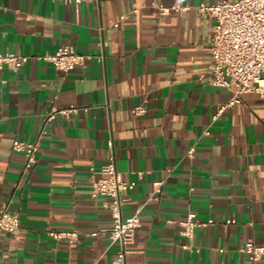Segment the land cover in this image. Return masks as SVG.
Masks as SVG:
<instances>
[{"label": "crops", "instance_id": "0c3cea01", "mask_svg": "<svg viewBox=\"0 0 264 264\" xmlns=\"http://www.w3.org/2000/svg\"><path fill=\"white\" fill-rule=\"evenodd\" d=\"M152 1L0 0V52L30 56L0 68V204L21 221L0 231V264H121L119 243L101 230L113 224L109 197L92 195L109 140L117 169L135 182L123 214L142 205L127 264H249L241 247L264 244V93H243L217 114L232 92L207 81L214 17L159 13ZM62 45L92 57L70 71L37 58ZM138 104L147 111L136 114ZM69 107L77 110L47 121ZM17 137L40 142L34 167L13 149ZM189 211L215 220L191 240L180 224Z\"/></svg>", "mask_w": 264, "mask_h": 264}, {"label": "built area", "instance_id": "2783aa9c", "mask_svg": "<svg viewBox=\"0 0 264 264\" xmlns=\"http://www.w3.org/2000/svg\"><path fill=\"white\" fill-rule=\"evenodd\" d=\"M60 1L69 4L81 3L84 0ZM152 5L158 9L159 13H166L172 9L186 11L194 8L200 15L208 14L214 17L215 24L209 43L213 68L207 81L215 86L225 87L232 92L229 101L219 107L217 114L223 112L227 106L242 102L243 93H264V0H216L213 2L203 1L197 5L176 0L169 6L154 0ZM88 57H92V55L79 53L69 45L60 46L54 53L37 56L38 59L50 61L58 69L64 71H70L83 64ZM29 58V55L23 53L0 52V68L19 69ZM75 110H77L76 107L56 109L47 116V121L53 119L56 113L69 116ZM133 111L136 114H143L147 111V107L145 104H138L133 108ZM108 144L111 153L107 161L100 169H93L97 176L92 181V195L94 197L98 195L109 197L104 205L109 207L112 212L113 224L101 230L108 231L111 240L120 245L115 256L116 261L127 264V245L132 242L134 232L142 224L140 215L142 205L137 206L129 215L123 214V206L128 199L127 194L134 188L135 182L127 180L117 169L116 157L112 151V140H109ZM12 147L25 156L26 168L34 167L38 161L39 141H27L17 137L13 140ZM194 152L195 148L191 147L187 155L191 157ZM156 186L154 196L161 191V183L158 182ZM214 222L213 218L202 221L198 219L194 211H189L180 222L181 232L191 240L197 227L214 224ZM233 222H236V219L226 220V224ZM20 225L19 214L11 211L7 202L0 204V231L15 233ZM98 232L93 231L90 234L95 235ZM49 234L54 238L67 237L71 243H74L79 237L77 230H51ZM183 246L189 248L191 244L185 243ZM223 250L221 249V251ZM241 250L246 253L249 264H256L264 259V244L249 240L241 247Z\"/></svg>", "mask_w": 264, "mask_h": 264}]
</instances>
